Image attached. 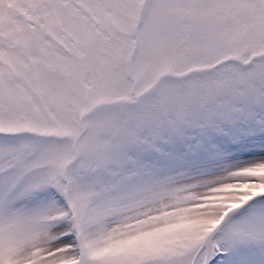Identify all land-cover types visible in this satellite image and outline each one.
<instances>
[{
	"label": "snow or ice",
	"instance_id": "obj_1",
	"mask_svg": "<svg viewBox=\"0 0 264 264\" xmlns=\"http://www.w3.org/2000/svg\"><path fill=\"white\" fill-rule=\"evenodd\" d=\"M0 264H264V0H0Z\"/></svg>",
	"mask_w": 264,
	"mask_h": 264
}]
</instances>
